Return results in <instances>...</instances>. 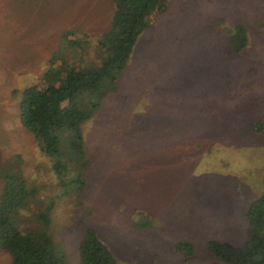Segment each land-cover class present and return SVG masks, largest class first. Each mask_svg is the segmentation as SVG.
<instances>
[{"label": "rangeland", "instance_id": "374dc122", "mask_svg": "<svg viewBox=\"0 0 264 264\" xmlns=\"http://www.w3.org/2000/svg\"><path fill=\"white\" fill-rule=\"evenodd\" d=\"M112 13V0H0V171L35 183L38 210L53 200L49 234L69 264L86 228L119 264H224L208 241L241 245L263 189L264 0H170L153 14L116 94L82 125L86 186L64 194L18 103L67 31L82 41L72 55L96 62ZM236 24L246 30L239 52ZM180 242L193 253L176 251ZM0 264H10L2 251Z\"/></svg>", "mask_w": 264, "mask_h": 264}, {"label": "trees", "instance_id": "16d2710c", "mask_svg": "<svg viewBox=\"0 0 264 264\" xmlns=\"http://www.w3.org/2000/svg\"><path fill=\"white\" fill-rule=\"evenodd\" d=\"M170 0H112L109 28L97 36L98 60L82 64L76 54L81 39L62 36L63 46L52 53L39 84L26 88L18 103L21 126L32 135L37 148L49 159L63 192L86 186L81 174L86 163L82 125L91 119L100 103L117 92V81L127 65L139 36L150 27L153 14L166 12ZM230 45L239 52L246 45V30L233 25ZM82 33L80 36H84ZM79 36V37H80ZM78 37V38H79ZM259 129H252L261 131ZM1 155V152H0ZM15 164L19 161L16 159ZM65 173L75 177L65 178ZM69 175V174H68ZM261 195L244 213L246 239L234 246L210 240L207 251L224 264H264V171ZM0 251L10 264H69L65 252L49 234L52 199L38 210V189L20 171H0ZM176 251L191 255L192 246L177 243ZM79 264H119L95 231L86 228L78 245Z\"/></svg>", "mask_w": 264, "mask_h": 264}]
</instances>
